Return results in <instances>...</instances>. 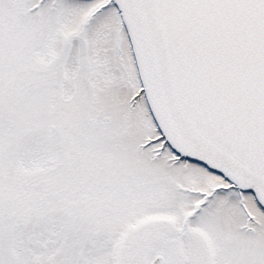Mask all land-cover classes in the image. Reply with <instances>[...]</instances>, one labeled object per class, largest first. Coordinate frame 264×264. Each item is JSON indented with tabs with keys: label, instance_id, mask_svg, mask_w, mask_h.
<instances>
[{
	"label": "snow or ice",
	"instance_id": "1",
	"mask_svg": "<svg viewBox=\"0 0 264 264\" xmlns=\"http://www.w3.org/2000/svg\"><path fill=\"white\" fill-rule=\"evenodd\" d=\"M0 264H264V0H0Z\"/></svg>",
	"mask_w": 264,
	"mask_h": 264
}]
</instances>
